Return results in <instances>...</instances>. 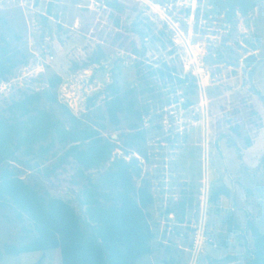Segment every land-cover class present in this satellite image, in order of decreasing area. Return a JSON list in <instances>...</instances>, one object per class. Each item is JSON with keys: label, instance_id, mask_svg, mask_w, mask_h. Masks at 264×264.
<instances>
[{"label": "rangeland", "instance_id": "374dc122", "mask_svg": "<svg viewBox=\"0 0 264 264\" xmlns=\"http://www.w3.org/2000/svg\"><path fill=\"white\" fill-rule=\"evenodd\" d=\"M107 1L0 0V35L5 33L29 57L12 77L11 90L0 93V114L24 90H42L56 74L70 83L74 101L82 104L83 110L72 111L80 119L104 105L110 84L122 90L135 85L138 67L149 74L167 66L174 75L187 77L185 84L154 77L159 97L145 119V127L154 128L144 145L147 159L121 148L113 157L138 159L155 199L151 213L156 241L172 251L183 247L185 233L177 234L176 215L165 213L171 207L181 215L179 204L186 202L182 226L191 246L183 264H248L247 249L253 243L248 220L264 232V0H256L254 11L247 18L239 15L233 25L211 12V0H118L129 6L122 29L109 20ZM102 42L112 50L110 57L86 67ZM189 101L192 105L186 107ZM251 109L263 127L250 132L253 145L245 148L242 138L227 134L224 121L246 120ZM103 133L117 142L118 132ZM49 145L50 140L35 145L31 153L18 151L4 168L16 171L42 196L68 202L88 220V179L107 191L101 182L108 166L82 174L66 155L69 145L58 140ZM221 186L226 192L211 200ZM202 235L213 243H204L193 260L195 240ZM34 237L26 216L19 219L13 207L0 205V264H61L58 251L6 253V246H22ZM141 264H156L155 256Z\"/></svg>", "mask_w": 264, "mask_h": 264}, {"label": "trees", "instance_id": "16d2710c", "mask_svg": "<svg viewBox=\"0 0 264 264\" xmlns=\"http://www.w3.org/2000/svg\"><path fill=\"white\" fill-rule=\"evenodd\" d=\"M210 3L213 6L211 12L222 16L221 21L226 25H233L239 15L247 18L257 7L256 0H211ZM106 7L111 11L109 20L117 29H122V19L129 6L118 0H108ZM103 42L88 58L86 67L98 65L110 57L112 50ZM131 44V52L137 55L135 43ZM120 46L124 47L123 44ZM28 62L27 54L13 47L7 35L2 33L0 81L10 80L16 70ZM165 67V71L152 69L149 74L138 67L136 84L124 90L118 84H110L104 105L90 110L86 119L78 118L59 101L58 89L63 79L57 74L46 80L44 89L24 90L18 100L9 102L5 114H0V205L13 207L19 219L26 216L33 224L35 237L22 246H6L7 254L58 251L61 264H141L145 257L151 256H155L156 264H183L185 249L191 246L188 232L182 226L186 202L179 204L181 215L171 207L165 213L176 215L177 234L185 233L183 247L176 246L172 251L170 246L156 241V223L151 213L155 199L150 181L142 176L138 159L127 161L113 157L114 151L121 148L126 153L131 151L147 159L144 145L154 128L152 120L149 121L152 126L146 128L145 119L151 114L152 101L159 97L154 77L187 83V77L180 78ZM191 105L190 101L185 104L186 107ZM226 110L222 109L223 112ZM254 116L258 113L251 109L246 120L231 117L224 121L227 134L242 138L245 148L253 145L250 132L263 127L260 118L256 120ZM110 130L119 133L117 142L122 146L103 135ZM48 140L49 147L56 140L69 145L66 155L73 159L82 174L100 172L108 166L101 182L107 191L99 190L101 187L88 179L92 185V189L87 190L85 202L88 220H83L68 202L42 196L16 171L4 168L18 151L24 149L31 153L35 145ZM225 192L226 187L221 186L213 191L211 200L219 199ZM228 221L234 223L231 217ZM247 225L253 237L252 246L247 249L248 264H264V232L251 220ZM186 256L188 260L190 254Z\"/></svg>", "mask_w": 264, "mask_h": 264}, {"label": "built area", "instance_id": "2783aa9c", "mask_svg": "<svg viewBox=\"0 0 264 264\" xmlns=\"http://www.w3.org/2000/svg\"><path fill=\"white\" fill-rule=\"evenodd\" d=\"M35 55L38 57V59L40 60V56L38 54L35 53ZM50 60H53L54 59V56H50L49 57ZM40 66V65H38ZM88 72L86 71L85 74H87ZM91 76V74H89ZM89 76V77H90ZM14 81V78H11L10 80L8 81H0V93L4 92L5 90H11V87H12V83ZM70 83H67V82H62V84L60 85V95H59V101L62 103V104H65L69 107V109L71 111L74 112V110L76 111H81L83 110V106L82 104L78 103L77 100L74 101L73 99V96L71 95L73 92L71 90H69L70 88ZM71 89V88H70ZM84 107H86L87 109V103H84ZM213 243L211 239H207L205 238L203 235L200 237V236H197V239L195 240V244H194V250H193V260L197 258L196 256V252L199 248L202 247V245L204 243ZM214 246L215 243L213 244Z\"/></svg>", "mask_w": 264, "mask_h": 264}]
</instances>
